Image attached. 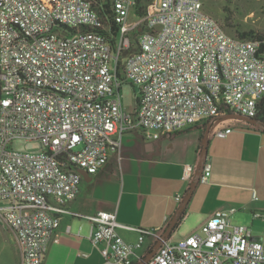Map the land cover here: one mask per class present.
<instances>
[{"label":"built area","instance_id":"obj_1","mask_svg":"<svg viewBox=\"0 0 264 264\" xmlns=\"http://www.w3.org/2000/svg\"><path fill=\"white\" fill-rule=\"evenodd\" d=\"M135 5L114 1L119 33L108 36L91 0H0V223L16 236L21 264H43L61 216L73 214L68 204L82 171L100 172L124 134L139 130L158 141L228 111L258 117L264 38L229 35L204 0H154L145 17ZM126 83L138 90L134 114L123 110ZM18 140L41 150L18 151ZM212 169L207 162L199 181L208 183ZM194 172L187 166L183 179L191 182ZM236 212L219 210L176 242L121 225L115 213L87 219L104 264H139L149 249L145 264H264V243L233 223ZM120 228L138 232V240L127 242Z\"/></svg>","mask_w":264,"mask_h":264},{"label":"crops","instance_id":"obj_2","mask_svg":"<svg viewBox=\"0 0 264 264\" xmlns=\"http://www.w3.org/2000/svg\"><path fill=\"white\" fill-rule=\"evenodd\" d=\"M229 114L234 113L228 111L214 123H201L158 141L144 139L139 130L124 134L120 149L111 153L100 172L87 175L82 171L79 194L68 204L73 214L61 216L56 241L43 264H104L100 249L92 243L93 225L87 219L99 212L115 213L121 225L158 231L163 238L183 213L180 225L165 238L176 240L194 234H182L184 226H195L199 232L217 211L237 208L233 223L248 227L252 239L264 243V218L255 217L264 215V131L260 122L224 118ZM225 126L232 133L226 138L216 136L215 130ZM207 162L212 164V175L208 183H202L199 178ZM189 165L195 167L191 182L183 179ZM194 184L186 209L178 214ZM178 194L184 197L182 203L176 200ZM119 233L129 243L139 237L138 232L123 228ZM14 238L16 263L21 264L20 246ZM149 250L142 253L145 260L154 253L147 254Z\"/></svg>","mask_w":264,"mask_h":264},{"label":"rangeland","instance_id":"obj_3","mask_svg":"<svg viewBox=\"0 0 264 264\" xmlns=\"http://www.w3.org/2000/svg\"><path fill=\"white\" fill-rule=\"evenodd\" d=\"M204 3L206 12L213 16L229 35L237 36L235 29L227 27L228 17L238 26L240 32H256L264 36V0H204ZM131 18L136 19L133 12ZM120 95L124 112L134 114L137 108V88L126 83ZM14 148L22 152H37L41 150V143L18 140L14 143ZM195 229V226H184L182 234L198 233ZM17 259L14 234L0 223V264H17Z\"/></svg>","mask_w":264,"mask_h":264},{"label":"trees","instance_id":"obj_4","mask_svg":"<svg viewBox=\"0 0 264 264\" xmlns=\"http://www.w3.org/2000/svg\"><path fill=\"white\" fill-rule=\"evenodd\" d=\"M94 8L99 12V14L103 17L104 21L106 22V26H108V30L104 31L105 34L108 36H116L119 33V27L114 22V1L115 0H91ZM154 0H135V13L138 17H145L152 5ZM227 27L230 29H235V34L237 37L242 39H263L264 36L262 34H257L256 32H240L237 25L233 24V21L231 18H227ZM138 105V100H137ZM256 120L260 123L264 124V99H262L260 105H259V113ZM183 213H181L177 217V223L176 227L180 225L182 222ZM153 249L149 250L147 254L152 253Z\"/></svg>","mask_w":264,"mask_h":264},{"label":"water","instance_id":"obj_5","mask_svg":"<svg viewBox=\"0 0 264 264\" xmlns=\"http://www.w3.org/2000/svg\"><path fill=\"white\" fill-rule=\"evenodd\" d=\"M224 118H235V119H241L247 122H250L252 124H257L258 125V121L256 119H250L248 117H244L241 115H236V114H229L226 115ZM260 124V123H259ZM263 131H264V124L261 123L260 125H258ZM207 159V144L204 145V150H203V160L205 161ZM83 173L87 174L85 171H83ZM88 175V174H87ZM196 188V184H194L191 193H189V195L187 196V198L185 199V203L184 205L179 209L178 214L181 213L183 210L186 209L190 198L192 197V193L194 191V189ZM177 223V219L175 218L172 222V224L170 225L168 231L165 233L164 238H167V235L172 232L175 229ZM154 253H152L149 257L146 258V260L144 262H142L141 264H145L149 259H151L153 257Z\"/></svg>","mask_w":264,"mask_h":264}]
</instances>
